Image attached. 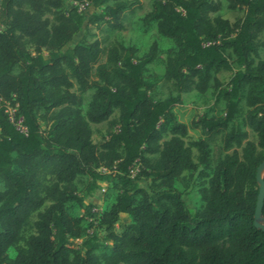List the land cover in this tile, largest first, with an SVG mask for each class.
I'll return each mask as SVG.
<instances>
[{"label": "trees", "instance_id": "16d2710c", "mask_svg": "<svg viewBox=\"0 0 264 264\" xmlns=\"http://www.w3.org/2000/svg\"><path fill=\"white\" fill-rule=\"evenodd\" d=\"M67 1L76 6L66 8ZM227 2L240 13L235 22L220 15V0L153 1L144 23H156L175 44L164 80L177 93L155 101L146 73L159 58L156 43L139 57L132 47L88 39L93 27L123 30L129 0H0V264H264V231L255 226L264 161V0ZM223 72L232 74L221 92L225 115L195 121L207 138L188 142L189 128L173 109L183 94L221 90ZM244 100L245 125L258 140L232 130L211 169L209 142L227 131ZM6 104L16 110L14 121ZM103 123L106 136L96 143L92 125ZM187 173L208 177L197 212L176 188ZM81 176L91 180L84 197ZM114 179L115 202L97 212L85 198ZM69 203L104 230V244L87 235ZM35 215V233L11 260ZM105 244L110 252L100 255Z\"/></svg>", "mask_w": 264, "mask_h": 264}, {"label": "rangeland", "instance_id": "374dc122", "mask_svg": "<svg viewBox=\"0 0 264 264\" xmlns=\"http://www.w3.org/2000/svg\"><path fill=\"white\" fill-rule=\"evenodd\" d=\"M154 0H129L131 6L130 9L126 11V17L124 20L123 30H110L106 25H101V27H93L92 35L89 36V40L98 39L100 41H107L110 43H118L129 48H134L139 57L146 55L153 44H157L159 47V58L148 66L146 73L147 81L154 87L151 96L155 101L166 100L170 97H176L177 93L174 92L171 85L165 83L164 73L165 64L168 53L174 49L175 44L171 39L161 36L157 31L156 23H151L146 25L144 23V18L151 12ZM223 2L224 7L220 15L235 22L237 17L240 15L239 12H232L228 8L227 0H220ZM76 6L75 3L67 1L66 8L70 9ZM81 9H86L87 4L81 5ZM87 14L93 10L86 9ZM79 40V39H77ZM260 58L264 60V48L260 51ZM19 70H16L18 73ZM232 74L229 72L221 73L218 78L222 82L223 86L221 90L211 89L207 94L201 95L198 93H190L182 95V104L178 105L173 109V114L178 123L184 124L189 128V138L188 142L198 141L201 139H206L207 136L203 134L200 129H194L192 124L195 121L203 117L208 118H220L225 115L226 103L221 99L222 90L227 89V84L231 78ZM94 96V90H91L85 95V112H88L89 105ZM9 112H11V107L6 104ZM248 111L245 100L240 104V111L236 120L229 124L226 132L216 138L210 140L209 142V152L211 158L210 168L213 169L216 166L215 156H224L222 148L224 146V138L232 130L240 129L248 133V138L250 141L257 142V135L245 125V117ZM94 130L93 139L96 143L101 142L106 136L108 130V124L103 123L100 125H92ZM236 149V147H234ZM234 149L230 150L231 153ZM198 151L194 149L195 160L198 159ZM211 171H206L205 174H211ZM205 174H193L187 173L185 179L182 182L176 183V188L185 194V201L187 205L193 209L195 212L201 210L203 207V202L201 200L199 190L201 187L207 185L208 177ZM91 183L88 176H81L77 180L78 194L84 197L87 187ZM119 181L114 179L112 183L107 185H102L101 190H95L91 193L90 197L85 198L87 204H94L96 206L97 212H104L110 208V206L115 202L116 196L119 193L116 186H119ZM142 187L146 186L145 182H141ZM69 213L79 219L82 225L87 229V235H96L98 239L104 244L105 232L100 226L90 219L85 217L84 210L76 203H69L67 205ZM124 223H130L131 218L129 216H121ZM36 220V215L31 219L30 223L25 228L22 239L20 243L10 249L9 256L11 260H14L19 249H25L27 240L31 235L35 233L34 222ZM81 240L76 241V246L81 244ZM109 244H105L98 253L100 255L109 253Z\"/></svg>", "mask_w": 264, "mask_h": 264}, {"label": "water", "instance_id": "95a60500", "mask_svg": "<svg viewBox=\"0 0 264 264\" xmlns=\"http://www.w3.org/2000/svg\"><path fill=\"white\" fill-rule=\"evenodd\" d=\"M257 181L260 185L258 202L255 210V226L258 229L264 231V217H263V205H264V161L261 163L257 170Z\"/></svg>", "mask_w": 264, "mask_h": 264}, {"label": "built area", "instance_id": "2783aa9c", "mask_svg": "<svg viewBox=\"0 0 264 264\" xmlns=\"http://www.w3.org/2000/svg\"><path fill=\"white\" fill-rule=\"evenodd\" d=\"M11 112H9V110H8V108H7V113L9 114V116H10V119L12 120V121H14V118H15V109H13L12 107H11ZM18 127L22 130V131H24V132H26V129L24 128V127H22V125H21V121L18 123Z\"/></svg>", "mask_w": 264, "mask_h": 264}, {"label": "crops", "instance_id": "0c3cea01", "mask_svg": "<svg viewBox=\"0 0 264 264\" xmlns=\"http://www.w3.org/2000/svg\"><path fill=\"white\" fill-rule=\"evenodd\" d=\"M122 216H127L126 214H123Z\"/></svg>", "mask_w": 264, "mask_h": 264}]
</instances>
